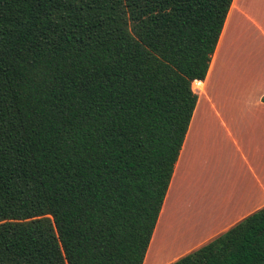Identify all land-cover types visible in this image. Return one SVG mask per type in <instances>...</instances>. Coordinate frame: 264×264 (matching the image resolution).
Returning <instances> with one entry per match:
<instances>
[{"label": "trees", "instance_id": "16d2710c", "mask_svg": "<svg viewBox=\"0 0 264 264\" xmlns=\"http://www.w3.org/2000/svg\"><path fill=\"white\" fill-rule=\"evenodd\" d=\"M230 2L0 0V264L142 263ZM170 264H264V208Z\"/></svg>", "mask_w": 264, "mask_h": 264}, {"label": "crops", "instance_id": "0c3cea01", "mask_svg": "<svg viewBox=\"0 0 264 264\" xmlns=\"http://www.w3.org/2000/svg\"><path fill=\"white\" fill-rule=\"evenodd\" d=\"M198 85L141 264H170L264 208V0H231Z\"/></svg>", "mask_w": 264, "mask_h": 264}, {"label": "rangeland", "instance_id": "374dc122", "mask_svg": "<svg viewBox=\"0 0 264 264\" xmlns=\"http://www.w3.org/2000/svg\"><path fill=\"white\" fill-rule=\"evenodd\" d=\"M130 26V25H129ZM128 31H129V27H128ZM136 74H138V71H136ZM140 74V73H139ZM195 83H198V81L197 80H193L191 83H190V88L192 87V89L191 90H197L198 88H197V85L195 84ZM16 211H18V210H16ZM15 212V211H14ZM16 213V212H15ZM42 218H48V219H50V217L49 216H47V215H41V216H38V217H36V219H42ZM31 221V219H27V220H11L10 222H14V223H18V222H26V221ZM2 222H6V221H2Z\"/></svg>", "mask_w": 264, "mask_h": 264}, {"label": "bare ground", "instance_id": "6f19581e", "mask_svg": "<svg viewBox=\"0 0 264 264\" xmlns=\"http://www.w3.org/2000/svg\"><path fill=\"white\" fill-rule=\"evenodd\" d=\"M197 84V88L199 87V85H198V83H196Z\"/></svg>", "mask_w": 264, "mask_h": 264}]
</instances>
